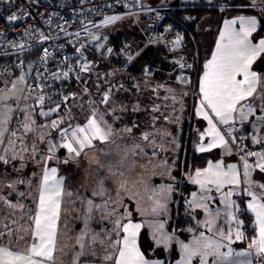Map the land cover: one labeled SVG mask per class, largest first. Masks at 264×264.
<instances>
[{"label": "rangeland", "instance_id": "374dc122", "mask_svg": "<svg viewBox=\"0 0 264 264\" xmlns=\"http://www.w3.org/2000/svg\"><path fill=\"white\" fill-rule=\"evenodd\" d=\"M138 5L148 7V6H161V7H173V4L178 1L179 5L176 7H179L181 10H183L180 15L184 19L191 20L193 18L192 14L185 12L186 9H194V8H202V7H217L220 9L219 13L215 12H207L204 15H202L198 22L196 23V26L194 28H190V31L192 32V38L194 42H196L198 45H200L202 51L204 52V57L207 59V62L211 59L212 55L214 54L216 50V45L218 43L219 37H220V31L223 28V16L224 11L227 8L228 2L224 0H135ZM255 5H258V3H263L264 0H254ZM251 3V1H250ZM252 4V3H251ZM175 8V6L173 7ZM177 10V9H176ZM262 17L264 18V11L262 12ZM182 19V18H181ZM183 20V19H182ZM263 19L261 20L263 24ZM185 22H181V26L183 25L184 28H188L187 25H184ZM118 25V26H116ZM108 29H111L113 32L119 33L123 32L127 28H135L134 27V21L130 16L125 17L122 21H120L119 24H116ZM114 27V28H113ZM133 43V41H131ZM142 40L139 41L138 44H141ZM129 44L128 46H130ZM108 46L110 44H107V50L109 49ZM160 48L163 49V44L160 41H154L148 48L145 47V51L141 55V57H147L146 64L147 66H156L162 65L165 73L162 75V78H159L158 75H156L154 78H147L144 76H140L138 78V86L133 88L134 86L129 85V87H126V94L134 100V102H131L132 108H140L144 111V113L141 114V117L145 116L147 119V123H144L143 121L141 124H133V125H126V123H122L121 117L119 116L121 109L119 107L110 109L112 102L115 100L109 95V102L108 104H102L101 99L103 96L99 94V101L95 100L97 98L92 94V90L87 92V90L83 91L81 90V81H84V86L86 87L85 81L89 77L88 74L83 75L79 79V83L77 85L78 88H80V94L84 95L85 98L80 99V97L75 93L74 102L72 104H67L70 109L67 111V113L64 114L63 120L64 125L66 126V120L70 121L74 116L78 114L79 108H82L81 104L88 103V99L93 98L91 101L94 102L92 104V107H96L100 113H104V118L107 120V122L112 126L113 132H114V143H100L98 141H94L95 147L94 148H86L82 153L81 156L76 158L75 160H69L67 164L62 163V161L67 158H62L59 156L58 159H53L50 162V165L48 167H56L59 170V175L64 176L63 181V187L65 193L71 192L72 196H69L71 200H74V204L76 207L69 206V203L65 202V208L62 207V215H61V222H60V235L58 238V242H61L63 239L65 241L67 240L68 244L66 248L63 250V252H59L57 259L58 264H63V261L65 264H73V259L76 257L77 253L81 251L79 248V245L76 243V237L80 234V232L84 229L85 224V218L88 215L87 213V201L89 199H92L95 204H103L104 200L100 197H93L92 192L97 188L100 181L104 182V187L108 190V207L103 208L104 213H111L113 208H116V204H120L119 209L123 211L122 205H126L128 202V198L125 196L129 195V198L134 202L135 208L134 209H147L152 206V201L149 200L150 196H153L154 192L159 190L160 188H168L169 186L172 189V185L168 182H164L163 180L166 179L165 175V168L166 164L163 163L161 168L158 169L157 166H159L158 159L161 160V158L157 157V155H152L151 148H145V151L148 153L147 157L144 156H134L131 152L132 144L133 143H141V146L143 147L145 142H141L139 140V137L142 132L148 131L152 133L151 139L155 140L156 145L163 146L164 152H168L169 154H174V150L179 149L181 143L179 138L182 136L183 127L184 124L189 125L196 133L198 137V142L196 147L200 146H206L211 142V137L206 135L207 129L209 127L208 122L202 117L200 118V122L198 124V121L195 116V108L199 107L200 101H201V94L198 90L195 88L190 89L186 87V85L190 84V73L195 69L196 70V64L193 62V51L191 52H184V49L182 48L176 53H173L174 59L181 58V60H187V65L182 67H171L172 57L171 53L166 52H160L157 57H151V49L150 48ZM135 58V57H134ZM186 58V59H183ZM102 60V57L100 56L97 60L98 63H100ZM86 62V59H85ZM205 62L201 66L202 75L200 80L203 77V72L205 71ZM182 69V70H181ZM103 70L101 65H97L93 68L90 67L89 72L92 73L95 71V73H101ZM179 72H181V75H179ZM261 72L264 73V59L261 66ZM178 74V77L175 78V75ZM158 78V79H157ZM121 80V78H120ZM183 80H187L188 82L185 83ZM16 84V87L13 88V84ZM136 83V85H137ZM200 83V81H199ZM123 87V86H121ZM121 87H119L121 89ZM88 88V87H86ZM92 88V87H91ZM96 88V87H95ZM23 89H24V83L19 81V77L16 75L15 72H9L3 76L0 77V97H3L7 95L8 99L0 101V107L3 105H7L8 108L12 109L11 111V119L9 124L7 125L9 132L13 131L12 129V123L19 112L21 116H23L24 122L26 117L29 118L28 122L34 121L32 123L33 131L25 133L22 130V126H19L16 131V136L11 137L8 135V133L5 134L4 137V144L0 145V154H4L3 150L5 148H8V152L6 153V156H15L16 160H12V163L10 166L4 167V164L2 161H0V175L3 174H9V179L14 181L19 187L20 182L23 180V183L25 184V188H28L27 191L24 192L25 195L29 196L32 200H34V193L37 189H31L30 188V180L25 181V175L31 170L33 174V177L35 180L32 181L33 184L36 185L37 181L39 180V176L42 172L43 168V161L45 159L44 152L47 150L49 141L52 143H56V140H47L48 143H46V139L48 138H59L58 132L59 129H52L50 127L53 120L58 119H47V120H40L39 116H42L43 118H46L48 116L41 115V112H48L50 108L46 109H37V103L35 101V94H32L30 96H27L23 98ZM98 90V89H97ZM159 94V95H158ZM87 97V99H86ZM175 97V99H173ZM194 97L197 98V103H194ZM191 99V100H190ZM20 100L22 101V106L18 107ZM115 102V101H114ZM253 104V107L257 108V112L255 116L264 115V112H261L259 110V105L261 103L259 95L251 101ZM76 104V106H74ZM143 104L145 106V109L141 107ZM118 106V105H117ZM196 106V107H195ZM195 107V108H194ZM29 108L33 109L30 110ZM153 109H158L154 111ZM30 110V111H29ZM72 110V111H71ZM209 113V115L213 116L214 121L217 123V127L220 129V126L216 120L215 114L211 112L210 109H206ZM37 111L40 114H37ZM109 111L111 112V115L109 114ZM117 111V112H116ZM25 112V114H24ZM85 113V116H84ZM116 115H113V114ZM83 114V118L79 121L80 125H83L86 120L85 117L90 114V112H86L84 110L81 112V115ZM56 115V112L51 113V116ZM255 116L249 117L251 120V130L249 132L245 131V128L243 125H240L239 119L236 120V122L233 125V133L232 136L238 133L237 140L235 142L237 143H246L250 144L248 140L251 139L253 145H258L257 143H254L252 140V137H256L257 139H264V124H261L259 121L256 120ZM135 120V118L133 117ZM146 124V125H144ZM45 125H48L49 127H45ZM135 125V126H134ZM61 127V126H60ZM62 127V128H63ZM125 128H132L131 133L124 132L123 129ZM54 131V132H53ZM221 131V130H220ZM245 132V135L247 136L248 140L242 135ZM222 133V131H221ZM205 134L203 136V139L201 138V135ZM128 135H131V137L128 138ZM43 137V139H41ZM242 137V138H241ZM239 138V139H238ZM245 138V139H244ZM11 139L14 141V150L12 148H9L8 140ZM227 139V138H226ZM230 141V140H229ZM260 145V144H259ZM33 146H35V151H33ZM230 146V152L226 150L225 148L217 147L213 148L210 151H206V153H213L217 152L218 158L217 159H211L209 162L211 163H217L220 161H223L225 166L229 164H236L238 168L242 171V165L243 161L241 159L235 158L234 154V147ZM238 146V144H236ZM253 147L252 152H261L264 151V146L260 148L259 150L255 151V147ZM27 148V151H24L23 149ZM91 151V152H90ZM99 151V154H98ZM177 151V150H176ZM92 152H97V155H93ZM125 156L127 157L125 159ZM22 158V159H21ZM157 158V159H156ZM249 164L255 165V163L258 160V157H252L247 156L246 157ZM250 158V159H249ZM151 161V162H149ZM49 162V161H48ZM208 162V164H209ZM208 164L203 168H198L194 170L192 173H189L186 175V179L191 182V177L194 176L195 172L197 170H203L207 168ZM157 165V166H156ZM171 166V164H170ZM170 166L168 168V171H170ZM173 166V165H172ZM83 168V171H82ZM158 169V170H157ZM123 173V175H121ZM63 174V175H62ZM157 175H162V182L158 184L152 183L153 178H160ZM4 176V175H3ZM3 176L1 178H3ZM264 172H261L259 169H255L252 172V180L255 181L256 187L253 188V191L256 193L262 195L264 193V189H260L258 187L259 184H264ZM19 178V179H18ZM22 178V180L20 179ZM170 179V178H169ZM122 181H127L128 191L125 192L120 189V184ZM82 184L84 187L78 184ZM22 184V183H21ZM193 184V183H192ZM195 185V184H194ZM196 186V190L193 191L197 193V196H200L201 190L198 185ZM232 186H225L223 188L224 192H227L229 188ZM247 187L246 184H241L239 190H236L233 192V195L231 197L232 200L236 201V204L240 206V201L245 200L246 209L249 213L252 214V216L255 219V214L252 213L248 208L247 204L251 200V197L247 195V193L244 191V189ZM88 191V194L86 190ZM119 192V196L117 193ZM192 192V193H193ZM192 193L187 199V206L190 208L193 217L196 219L198 227L197 230L191 234V236L188 239L182 238L179 234L175 233L173 230L170 229V224L172 220V191L171 192H163L160 193L159 199L160 202L163 204H166L167 210L162 211L159 215H140L137 211H134L135 219L138 216V222H145V221H156L164 224V230L169 235H173L174 239L170 242L169 246H165L164 244H157L156 241L153 239V233L154 230L151 227L145 226L143 230H145L148 234V236L151 238V240L155 243L156 246H163L168 254L167 261L168 264H177V262L181 259L182 253L179 248V244L177 241H183L185 243H190L193 236L198 235L200 232H204L205 235H211V233L208 232L206 227H203V221L206 219V213L201 208H196L195 205H191L190 201L192 200ZM29 194V195H28ZM36 194V193H35ZM133 194H136L133 196ZM208 195L213 196L215 199L211 201H207L209 203L210 208L213 212H215L217 209L220 210L221 215L217 219L216 226L222 227L225 232L228 231L229 227H232L234 230L235 222H231V224L228 223L230 218L226 217L224 215L225 205L221 202V194L217 193L215 189L213 188V191L209 193ZM264 196V195H263ZM37 197V195H36ZM68 195H65L64 198H67ZM68 197V198H69ZM250 198V199H249ZM37 204V203H36ZM37 207V206H36ZM84 208V209H82ZM16 208L13 207H4L0 209V225L1 221L4 219H12L14 212ZM115 213L114 217H110L108 220H101L98 213H92V219L88 221L89 228L92 230V232L89 233V236L92 235V233L99 234L97 236V240L101 239L104 236V233L101 231V229H108L110 230L112 228L111 219H114L116 217L120 216V213L118 210ZM233 211H236L235 207L232 209ZM72 211L71 214H69ZM118 212V213H117ZM24 214V213H23ZM238 218L243 221V225H241V231L244 232V239L240 241H235L234 243H231L230 246L233 248L234 252H248L251 251V256L246 257H239L237 259H243V260H250L251 264H263V259H261L260 255H257L255 249H249L248 245L252 243V240L255 238L252 236L250 237L245 235V230H247V222L240 217L239 211L236 212ZM72 217V218H71ZM63 218V219H62ZM71 218V222H70ZM137 220V219H136ZM10 222V220L8 221ZM65 223H67L65 225ZM10 229H12L13 223H7ZM73 229V231L71 230ZM245 229V230H244ZM71 230V231H70ZM142 233V232H141ZM139 236V245H140V237ZM247 234V233H246ZM15 231H12V236L14 237ZM28 235V233H27ZM156 236L159 237V233H156ZM115 238V237H113ZM87 239V238H86ZM257 239V238H256ZM224 243H228L225 241ZM104 247L99 243L92 244L91 249L85 248V255L80 256L79 259H85L87 261H91V264H106V262L103 261V256L106 254L104 251ZM173 247L176 248L178 252V256L173 259L171 262L170 260V254L173 253ZM60 248L62 245H60ZM95 250V255L91 254V250ZM226 251V249H222ZM71 252L69 254V258L64 259V254L66 252ZM109 251H111L109 249ZM211 261V258H209ZM193 264H197V261L194 259Z\"/></svg>", "mask_w": 264, "mask_h": 264}, {"label": "snow or ice", "instance_id": "6c2138e0", "mask_svg": "<svg viewBox=\"0 0 264 264\" xmlns=\"http://www.w3.org/2000/svg\"><path fill=\"white\" fill-rule=\"evenodd\" d=\"M120 18L119 16H106L102 23L109 25ZM16 19L15 15L8 17L9 21H15ZM237 22L236 19L225 22L224 31L220 34L215 53L205 64V71L199 83L201 101L197 111L208 122L209 127L206 135L212 138L209 144L199 147L201 152L210 151L217 147L225 148L230 152L229 139H226V135L233 142L236 140V137L232 136L233 128L229 127L227 133H221L213 116L209 115L206 109H210L215 114L220 124H234L237 119L243 123L249 117L255 116L257 108L253 107L251 101L259 95L261 101L259 110L264 112V77L252 71L253 63L261 55H264V39H260L258 44H254L250 40L252 34L257 30L258 21L254 16L239 17L241 27L238 30L234 27ZM48 23L51 24V21H48ZM85 31H88L86 26ZM65 34L70 35L66 30ZM75 35L79 37L80 33L76 32ZM41 38L48 39L43 33H41ZM92 39L100 40V37L93 35ZM181 39L182 37L178 35L175 41L176 45L180 44ZM18 47L23 49L24 45L20 44ZM83 47L84 45H81V48ZM77 51L79 52L80 49H77ZM108 51L111 52V49H108ZM49 55L48 49L45 48L40 59L46 61ZM64 59L67 60V57ZM29 67L31 66L29 65ZM79 67L82 72H87L91 65L85 62L80 64ZM62 75L67 77L68 72H63ZM52 76L55 79L61 78L60 73H53ZM24 80V75H21L19 81L23 82ZM183 82L187 83L188 81L183 80ZM15 87L16 84L14 83L13 88ZM6 99H8L7 95L0 97V101ZM37 99L42 106L45 102V97L41 95ZM68 99V96H64L62 101L58 103L48 97L49 103L56 104V107L50 108L48 112H41V115L49 116L53 112L58 113L60 104L66 103ZM108 102L109 93L106 92L101 99V103L108 104ZM93 103L90 102V107ZM153 110L156 111L158 109ZM11 111L12 109L8 108L7 105L0 107V145L4 144L6 133L11 137L16 136V131L9 132L7 127L11 119ZM255 118L261 124H264V115L255 116ZM85 120L86 122L83 125L68 124L63 128L60 127L64 124L63 118L52 121L50 127L59 129V141L56 143L49 141L46 157L43 161L44 166L39 177L37 208L34 214L29 217L32 224L29 229L25 230L28 232V240L25 241L26 247L23 250H17L7 245H0V264H55L57 252H63L62 248L58 249V237L60 235V222L63 211L62 204L64 196H72V193H65L63 187L64 178L58 177V169L56 167H48V161L58 159L55 153L60 148L67 151V158L62 161V163L67 164L69 160H75L80 157L86 148H94V141L104 144L114 143V132L112 126L105 120L104 113H100L98 109L93 107L90 114L85 117ZM28 121L29 118L26 117L22 126V130L25 133L33 131L32 123L34 121ZM45 127L49 126L45 125ZM123 131L131 133L132 128H125ZM152 135L148 131L141 133L139 140L147 143L143 147L141 143H133L131 152L134 156L147 157L148 153L145 148H151L152 155H156L158 145H156L155 140L151 139ZM204 135H201L202 139ZM252 140L254 143L264 146V139L252 137ZM8 145L9 148L14 150L13 140L9 139ZM23 150L27 151V148ZM33 151H35V146H33ZM7 152L8 148H5L3 150L4 154H0V161L5 164L9 162L6 158ZM247 156L258 157L255 165L248 163ZM12 159H16V157L12 156ZM240 159L243 161L242 171L236 164L225 166L223 161L214 164L209 162L207 168L197 170L194 176L191 177V182L199 186L202 194L197 196V193L193 192L190 204L195 205L196 208L203 209L207 214L206 219L203 221V227H206L211 235H205L204 232H200L198 235L193 236L190 243L177 241L182 253L181 259L177 264H193L194 259L197 264H251L250 260L237 259L251 256V251L234 252L230 246L231 243L244 239V232L241 231L243 221L236 214L241 209L236 204V201L231 199L233 192L239 190L242 183L247 185L244 191L251 197L247 208L255 214V227L259 230L258 239H253L248 248L255 249L257 255H264V196H260L253 191V188L257 185L252 180V172L255 169L264 172V151H249L246 156H241ZM20 182L23 183V181ZM225 186L232 187L227 192H224L223 188ZM8 187L11 188L12 185H8ZM258 187L264 189V184H259ZM213 188L217 193L221 194V202L225 205L224 215L230 218L229 224L235 222L234 230L229 227L228 231L225 232L222 227L216 226L221 212L219 209L213 212L209 203H207V201L215 199L213 196L208 195L213 191ZM120 189L125 192L128 191L127 181L121 182ZM165 191L171 192L172 189L170 186L166 189L160 188L154 192L153 196L149 197V200L153 202L151 207L134 209V211H137L140 215H159L162 211H166V204L161 203L159 199L160 193ZM20 195H23V193H20ZM117 195L119 196V192ZM135 195L133 194V196ZM92 196L102 198L104 203L102 205L95 204L92 199L87 201L88 215L85 218L84 229L76 237V243L81 251L73 259V264H79V257L86 254L84 249L86 247L91 249V245L96 243L105 246L104 251L106 254L102 259L106 264H162L159 261L149 260L141 250L139 245L141 230L145 226L151 227L154 230L153 239L157 244H164L166 247L174 239L173 235L163 231V223L135 221L132 212L127 211V205H123L125 207L124 213L111 219L112 228L110 230L101 229L104 236L99 241L97 240L99 234L92 233L89 236L92 230L89 228L88 221L92 219L94 209L99 210L108 207V190L104 187L103 181L99 182L97 188L92 192ZM7 203L9 207H16L10 202ZM234 207L236 211L232 210ZM20 208L23 209V205H20ZM116 211L117 209L113 208L111 213L101 215L100 219L108 220L110 217L115 216ZM188 231L192 232L193 230L188 229ZM156 233H159V237L156 236ZM8 234L10 235V233ZM3 235L5 233L0 232V237ZM20 239H23V237H20ZM225 241L228 243H224ZM222 249H226V251ZM91 254L95 255L94 249L91 250ZM209 258H211V261Z\"/></svg>", "mask_w": 264, "mask_h": 264}, {"label": "built area", "instance_id": "2783aa9c", "mask_svg": "<svg viewBox=\"0 0 264 264\" xmlns=\"http://www.w3.org/2000/svg\"><path fill=\"white\" fill-rule=\"evenodd\" d=\"M12 15L17 17L15 21L8 20ZM106 16L121 18L104 25L102 21ZM127 16L134 21L146 48L156 40L163 44L167 53L173 54L183 48L185 32L163 7H144L135 0H0V58L15 54L12 61L14 70L0 65V75L7 71L24 75L23 98L35 94L39 107L54 106L49 103L48 97L58 102L68 96L58 89V82L80 69L89 52L103 48L106 44L105 31ZM85 26L88 31H85ZM65 30L70 35H66ZM76 32L80 33L79 37L75 35ZM41 33L48 39H42ZM93 35L99 36L100 40L92 39ZM178 35L182 39L176 45ZM20 44L24 45L23 49L18 47ZM81 45L84 47L81 48ZM45 48L50 55L46 61H42L40 57ZM63 72H68V76L64 77ZM53 73H60L61 78L55 79ZM156 75L155 69L145 68V77L154 78ZM41 95L45 97L42 106L37 99ZM22 104L20 101L18 107ZM23 123V116L18 112L12 129H17ZM233 150L235 158L239 160L252 148L249 143H238Z\"/></svg>", "mask_w": 264, "mask_h": 264}, {"label": "trees", "instance_id": "16d2710c", "mask_svg": "<svg viewBox=\"0 0 264 264\" xmlns=\"http://www.w3.org/2000/svg\"><path fill=\"white\" fill-rule=\"evenodd\" d=\"M228 2L227 8L224 11L223 19H231L238 15H253L256 17L261 18L262 12L264 11V4L258 3V5H255L254 0H224ZM251 1V3H250ZM172 10L169 12V15L171 18L176 21V23L184 30L186 38L185 43L183 45V49L185 53H189L193 51V62L196 64V70L194 69L192 73H190V84L186 85V87L193 89L195 88L198 90L199 87V81L202 75L201 66L206 61V58L204 57V52L202 51L200 45H198L196 42H194L192 38V32L190 31V28H194L196 26V23L198 22L199 18L204 15L207 12H215L219 13L220 9L217 7L207 8H194V9H186L185 12L192 14L193 18L191 20L184 19L180 13L183 11L179 7H170ZM169 9V8H167ZM177 9V10H176ZM183 20H182V19ZM181 22H185L184 25H187L188 28H184L183 25L181 26ZM119 24V23H118ZM118 26V25H116ZM135 27V26H134ZM114 28V27H113ZM106 36V44L103 48L89 52L86 56V62L90 63V65L94 68L97 65H101L103 70L101 73H95L92 72L89 74V72H82L80 69L75 70L73 73L70 74L68 78L61 79L58 82V89L65 92L69 99L66 103L60 104V111L56 113L54 116H48L46 118L40 117V120H47V119H61L64 117V114L67 113L72 108H68L67 104H72L74 102L75 93L80 97V99L85 98L84 95L80 94V88L77 87L78 81L81 76L88 74L89 77L85 81L86 88L83 84L84 81H81V90L89 92L92 90V94L96 96L95 100L99 101V94L103 96L106 92L109 93V95H112L111 97L115 99L110 109L118 108L121 109L119 116L121 117L122 123H126V125H133V124H141L143 121L144 123H147V119L145 116L141 117V114L144 113V111L140 108H132L131 102L133 103L134 100L130 97V94H126V87L128 88L129 85H133L135 88L139 84L137 83L139 80L138 78L142 76L144 78V71L146 67H150L156 70L159 78H162L163 74L165 73L162 65L155 66H147L146 59L147 57H141L143 52L145 51L144 45L145 42L141 36V34L138 32V30L135 28H127L123 32H113L111 29H107L105 31ZM264 37V24H262L255 34V39H259ZM142 40L141 44H138L139 41ZM133 41V43H131ZM107 44L109 49H111V52H109L107 48ZM131 44L130 46H128ZM151 49V57H157V55L161 52L156 50L155 48ZM172 57V64L171 67H182L184 64L187 65V60H181V58L174 59L173 54H169ZM102 57V60L100 63L97 62L99 57ZM131 57V59H129ZM135 57V58H134ZM15 58V54L10 55V57L2 56L0 58V65L1 66H7V70H14L12 66V61ZM186 59V58H183ZM182 70V69H181ZM15 72V71H13ZM9 73V71L5 72V74ZM17 76L20 75V73L15 72ZM3 74V75H5ZM3 75H0L3 76ZM179 75H181V72H179ZM178 77V74L175 75V78ZM121 78V80H120ZM158 79V78H157ZM24 83V82H23ZM137 83V85H136ZM129 84V85H128ZM123 86V87H121ZM92 87V88H91ZM96 87V88H95ZM121 87V89L119 88ZM98 89V90H97ZM159 95V94H158ZM36 102V98H34ZM87 99V97H86ZM93 98L88 99V103H82V108H79L78 114L74 116L70 121L66 120V126L68 124L76 125L79 124V121L83 118V114L81 115V112L84 110H88V112H91L92 105L90 107V102H92ZM191 100V99H190ZM21 101V100H20ZM61 101H58V103ZM20 103V102H19ZM194 103H197V98L194 97ZM118 105V106H117ZM141 105V104H140ZM56 106V104L54 105ZM51 106V107H54ZM76 106V104H74ZM37 109H46L50 107H39L37 105ZM96 108V107H94ZM145 109V106H144ZM33 110V109H32ZM146 110V109H145ZM72 111V110H71ZM117 112V111H116ZM37 114H40L37 111ZM111 115V112L109 111V114ZM113 115H116L115 113ZM85 116V113H84ZM135 118V120L133 119ZM64 124H62L61 128ZM146 125V124H144ZM245 131H248L245 129ZM54 132V131H53ZM236 135V140L238 133ZM131 137V135H128V138ZM239 139V138H238ZM180 140V147L179 149L174 150V154H169L168 152H162L164 151L163 146L158 145L156 148V155L157 157L161 158V160L158 159L159 166H157L158 169L161 168L162 164L165 163L167 166L165 168V175L166 179H164V182H168L172 185V220L170 224V229L173 230L175 233L179 234L182 238L188 239L192 233H194L197 230L198 224L196 219L193 217L192 212L190 208L187 206V199L191 195L193 191L196 190V186L192 183H190L186 179V175L189 173H192L194 170L198 168L205 167L208 162L213 159L211 156L212 154L201 152L198 150V147H196L198 142L197 133L192 130V128L184 124L183 132ZM147 143V142H145ZM238 144L237 142H233L232 146H236ZM152 152V149H150ZM157 159V158H156ZM171 164V166H170ZM173 165V166H172ZM170 166V171H168V168ZM157 169V170H158ZM160 178H153L152 183L158 184L162 182V175H157ZM170 178V179H169ZM241 209L243 208V205L240 206ZM242 216L248 223V229L251 230V225L253 224L254 219L251 216H248V214L242 210ZM188 229H192V232H189ZM140 247L141 250L144 252L145 256L148 259H167V252L163 246H156L155 243L151 240V238L148 236L147 232L145 230L142 231L141 237H140ZM173 253L170 254V260L171 262L173 259H175L178 256V252L175 247H173L172 250ZM168 260V259H167Z\"/></svg>", "mask_w": 264, "mask_h": 264}, {"label": "crops", "instance_id": "0c3cea01", "mask_svg": "<svg viewBox=\"0 0 264 264\" xmlns=\"http://www.w3.org/2000/svg\"><path fill=\"white\" fill-rule=\"evenodd\" d=\"M155 6H158V5H155ZM178 6V5H177ZM159 7H161V6H159ZM176 7V6H175ZM163 8H169V7H163ZM241 16H244V17H253V15H238V16H236V17H234V18H231V19H224L223 20V22H222V24H223V28L221 29V31H220V34H221V32H223L224 31V24H225V22L226 21H230V20H233V19H236L238 22H237V24L236 25H234V27L238 30L240 27H241V25L239 24V17H241ZM256 19H257V21H258V23H257V30L252 34V36L250 37V40L252 41V43H254V44H258L259 43V40L260 39H264V37H262V38H259V39H255V34H256V32H258V30H259V28H260V26L262 25V22H261V20L263 19L264 20V18H259V17H256V16H254ZM218 42H219V40H218ZM157 48V47H156ZM155 48V49H156ZM156 50H158V51H161V52H166L164 49H160V48H157ZM167 53V52H166ZM215 53V52H214ZM263 59H264V55H261V57L260 58H258L254 63H253V65H252V71H254V72H257L258 74H260L262 77H264V73L263 72H261V66H262V62H263ZM205 63H207V59H206V61H205ZM158 75V74H157ZM18 77H20V75L18 76ZM141 107L142 108H144V105L142 104L141 105ZM196 107V106H195ZM194 107V108H195ZM199 107H196L195 108V116H196V119H197V121H198V124H199V122H200V118L199 117H202V115H200L199 113H198V111H197V109H198ZM30 110H32L31 108H29ZM29 110V111H30ZM24 114H25V112H24ZM49 116H51V115H49ZM199 116V117H198ZM216 120H217V122H218V118H216ZM252 120V119H251ZM251 120L250 119H248L247 121H244L243 123H241L240 121L238 122L240 125H243L244 126V128L245 129H247L248 131H246V132H249L250 130H251ZM218 124H219V126H220V130L222 131V133H227V129L229 128V127H231V128H234L233 127V125L234 124H232V123H230V124H228V125H223V124H220L219 122H218ZM62 126V125H61ZM193 130V129H192ZM233 133V132H232ZM243 134L241 135H239V136H244V137H246V139L248 140V138H247V136L245 135V132H242ZM226 138L227 139H229L230 141H229V143L231 144V147H233L232 146V144H233V141L230 139V138H228V136L226 135ZM242 138V137H241ZM56 140V142L57 141H59V138H48V139H46L45 138V140H46V143H48L47 142V140L49 141V140ZM245 139V138H244ZM51 142V141H50ZM248 142H250L251 143V148H252V150H253V147L252 146H254L256 149H255V151H257V150H259L260 148H262L263 146L260 144H258V145H253V143H252V141H251V139L250 140H248ZM262 146V147H261ZM91 152V151H90ZM46 153H47V150L44 152V155L46 156ZM93 153V155H97V152H92ZM206 153V152H205ZM98 154H99V151H98ZM212 155V157H213V159H217L218 158V154H217V152H213V153H211ZM55 155H56V157H58L59 158V156L60 157H62V158H65V156H67L68 154H67V151L65 150V149H62V148H60V149H58L57 151H56V153H55ZM6 158L8 159V163L7 164H5V163H3L4 164V167H2V168H5L6 166H10V164L12 163V160H16V159H12L11 158V156H6ZM250 159V158H249ZM52 160H50L49 162H48V166L50 165V162H51ZM52 163H53V161H52ZM1 167V166H0ZM32 171L33 170H31V171H29L28 173H27V175H25V181H26V179L27 180H30V188L31 189H34V191H35V189H37L36 191H35V193H34V200H32L29 196H27V195H25L24 194V192L25 191H27V193H28V188H25V184L24 183H22L21 184V182H20V187L14 182V181H12V180H10L9 179V174H3V175H0V209H2V208H4V207H9V204L7 203V202H10L11 204H13V205H16V207H13V208H16L17 210H15L16 212H14V214H13V218L12 219H4V220H2L1 222V225H0V232H3V233H5V235H3L2 237H0V245H7V246H10V247H12V248H14V249H17V250H23L25 247H26V244H25V241H27L28 240V235H27V233L28 232H26L25 230L26 229H29V227H30V225L32 224V221L29 219V217H30V215H32V214H34V212H35V210H36V206H37V201H38V196H39V191H38V184H39V180L37 181V183H36V185L35 184H33L32 183V181L33 180H35L34 179V177H33V174H31L32 173ZM82 171H83V168H82ZM41 175V174H40ZM63 175V174H62ZM3 176V178H1ZM40 177V176H39ZM58 177H64V176H60L59 175V170H58ZM264 178V177H263ZM19 179V178H18ZM21 180H22V178H20ZM23 181V180H22ZM8 185H12V187L10 188V187H8ZM64 185V184H63ZM78 185H81L82 187H84L82 184H78ZM86 190V189H85ZM86 192H87V194H88V191L86 190ZM20 193H23V195H20ZM258 194V193H257ZM36 195H37V197H36ZM258 195H260V194H258ZM264 195V193L262 194V195H260V196H263ZM69 197V196H68ZM63 198V204H62V207H64L65 208V202H67V203H69V206H71V207H76V205L74 204V200H71V198L69 197V198ZM125 197H127L128 198V202H127V211H130V212H132V215H133V218H134V220L135 221H137L138 222V216H136L137 218V220L135 219V216H134V208H135V205H134V202L129 198V195L128 196H125ZM250 199V198H249ZM241 203H240V206L241 205H243V208L241 209V207L239 206V208L241 209V211H239V214H240V217L241 218H243V216H242V210H244L247 214H248V216H251L253 219H254V217L252 216V214L251 213H249L248 211H247V209H246V205H245V200H244V203H243V200L242 201H240ZM20 205H23V209H21L20 208ZM102 205V204H101ZM124 205V204H123ZM122 205V207L121 208H123V211L121 210V209H119V206H120V204H116V207H117V209H119L118 210V212L121 214V213H124L125 212V207ZM11 208V207H10ZM82 209H84V208H82ZM70 213L69 214H71V212L72 211H69ZM117 212V213H118ZM24 213V214H23ZM94 213H98L99 215H103V214H105L104 212H103V208H101V209H99V210H95L94 209ZM72 218V217H71ZM71 218H70V222H71ZM63 219V218H62ZM244 219V218H243ZM10 220V222H8ZM245 220V219H244ZM246 221V220H245ZM7 223H13V226H12V229H10L8 226V224ZM67 223H65V225H66ZM5 226H7V227H5ZM247 227H248V223H247ZM251 227V232L249 231V230H245V235L246 236H248V237H250V239L252 238V236H254L255 238L254 239H258V232H259V230H258V228L257 227H255V219H254V221H253V224L250 226ZM248 229V228H247ZM15 231V235H14V237L12 236V231ZM72 231H73V229H71ZM70 230V231H71ZM143 231V229L141 230V232ZM249 234H248V233ZM8 233H10V235L8 234ZM247 233V234H246ZM251 233V234H250ZM20 237H23V239H20ZM59 238V237H58ZM60 245H62V247H64L63 248V250H65V249H68V248H66V246L67 245H69L68 244V242H67V240L65 241V239H63V241H62V244H61V242H58V249L60 248ZM141 248V247H140ZM59 253V251L57 252V254H56V258H55V264H58L57 262H58V259H57V256L59 255L58 254ZM61 253V252H60ZM69 254H71V252H66L65 254H64V259L65 258H69V257H67V256H69ZM72 255V254H71ZM261 256V259H263V264H264V255H260ZM149 260H153V261H159V262H162V264H168V261H167V259H149ZM63 264H65L64 263V261H63ZM79 264H91V261L89 262V261H87V260H85V259H79Z\"/></svg>", "mask_w": 264, "mask_h": 264}, {"label": "water", "instance_id": "95a60500", "mask_svg": "<svg viewBox=\"0 0 264 264\" xmlns=\"http://www.w3.org/2000/svg\"><path fill=\"white\" fill-rule=\"evenodd\" d=\"M177 5H179V2H178V1H176V2L173 4V7H174V6H177ZM171 10H172V8L167 9L168 13H169ZM263 24H264V21H263Z\"/></svg>", "mask_w": 264, "mask_h": 264}, {"label": "flooded vegetation", "instance_id": "af4514ba", "mask_svg": "<svg viewBox=\"0 0 264 264\" xmlns=\"http://www.w3.org/2000/svg\"><path fill=\"white\" fill-rule=\"evenodd\" d=\"M251 232V231H250ZM248 233V232H247ZM249 234V233H248ZM251 234V233H250Z\"/></svg>", "mask_w": 264, "mask_h": 264}]
</instances>
